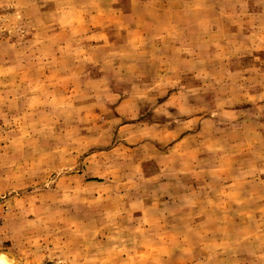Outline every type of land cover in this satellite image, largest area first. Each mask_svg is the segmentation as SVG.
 <instances>
[{"label": "rangeland", "instance_id": "1", "mask_svg": "<svg viewBox=\"0 0 264 264\" xmlns=\"http://www.w3.org/2000/svg\"><path fill=\"white\" fill-rule=\"evenodd\" d=\"M264 264V0H0V253Z\"/></svg>", "mask_w": 264, "mask_h": 264}, {"label": "bare ground", "instance_id": "2", "mask_svg": "<svg viewBox=\"0 0 264 264\" xmlns=\"http://www.w3.org/2000/svg\"><path fill=\"white\" fill-rule=\"evenodd\" d=\"M0 264H21L17 257L10 254L9 252L0 253Z\"/></svg>", "mask_w": 264, "mask_h": 264}]
</instances>
